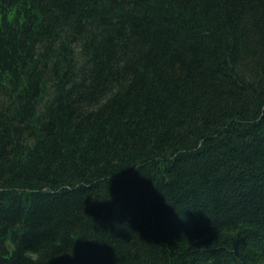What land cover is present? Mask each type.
I'll return each instance as SVG.
<instances>
[{"label": "trees", "instance_id": "obj_1", "mask_svg": "<svg viewBox=\"0 0 264 264\" xmlns=\"http://www.w3.org/2000/svg\"><path fill=\"white\" fill-rule=\"evenodd\" d=\"M0 264H264V0H0Z\"/></svg>", "mask_w": 264, "mask_h": 264}]
</instances>
